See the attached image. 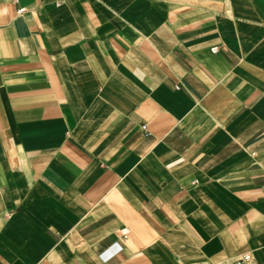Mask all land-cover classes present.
Masks as SVG:
<instances>
[{
    "label": "crops",
    "instance_id": "1",
    "mask_svg": "<svg viewBox=\"0 0 264 264\" xmlns=\"http://www.w3.org/2000/svg\"><path fill=\"white\" fill-rule=\"evenodd\" d=\"M246 251L264 264V0H0V264Z\"/></svg>",
    "mask_w": 264,
    "mask_h": 264
},
{
    "label": "built area",
    "instance_id": "2",
    "mask_svg": "<svg viewBox=\"0 0 264 264\" xmlns=\"http://www.w3.org/2000/svg\"><path fill=\"white\" fill-rule=\"evenodd\" d=\"M22 11L23 8L18 9V13H21ZM213 264H253V263H252L251 253L246 251L237 255L236 257L226 260L224 263H213Z\"/></svg>",
    "mask_w": 264,
    "mask_h": 264
}]
</instances>
